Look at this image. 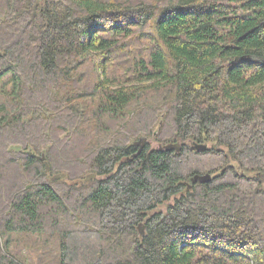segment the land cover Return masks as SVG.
<instances>
[{
	"label": "trees",
	"instance_id": "trees-1",
	"mask_svg": "<svg viewBox=\"0 0 264 264\" xmlns=\"http://www.w3.org/2000/svg\"><path fill=\"white\" fill-rule=\"evenodd\" d=\"M8 233L56 264H264V0H0Z\"/></svg>",
	"mask_w": 264,
	"mask_h": 264
},
{
	"label": "rangeland",
	"instance_id": "rangeland-1",
	"mask_svg": "<svg viewBox=\"0 0 264 264\" xmlns=\"http://www.w3.org/2000/svg\"><path fill=\"white\" fill-rule=\"evenodd\" d=\"M138 141V140H137ZM152 148L157 144L147 140ZM136 142V141H135ZM166 205L158 207L156 211H164ZM8 241L6 247L11 259L20 264H56V239L50 235L31 233H8L1 237L0 247Z\"/></svg>",
	"mask_w": 264,
	"mask_h": 264
},
{
	"label": "water",
	"instance_id": "water-1",
	"mask_svg": "<svg viewBox=\"0 0 264 264\" xmlns=\"http://www.w3.org/2000/svg\"><path fill=\"white\" fill-rule=\"evenodd\" d=\"M147 139L146 138H143L141 137L138 141L134 142L133 145L135 147L138 148L137 150V155L139 153H141V150H143V148L145 147L146 143H147ZM194 148L195 149H198V150H207L206 146L204 145H194ZM159 150H162V151H172L174 150L175 152L179 153L180 152V143H176V144H168V146H159L158 147ZM11 150H14L16 152H20L21 151V147H12ZM41 161L45 162V157L42 156L40 158ZM47 164H46V173H49V168H47ZM96 177L95 174H88L85 176V178H83V181H80V184L82 185H86L90 180L94 179ZM66 178V175L65 174H58V175H55L53 176L51 179L52 180H63ZM212 176L211 174H205V175H199V174H196L194 177H192L190 180H189V184L188 185H194L196 183H200V184H207L210 180H211ZM138 232H139V236H142L143 235V226L139 225L138 227Z\"/></svg>",
	"mask_w": 264,
	"mask_h": 264
}]
</instances>
